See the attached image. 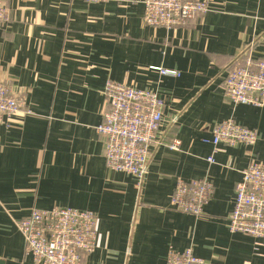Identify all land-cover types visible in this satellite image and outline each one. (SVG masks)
Masks as SVG:
<instances>
[{"label":"crops","instance_id":"obj_1","mask_svg":"<svg viewBox=\"0 0 264 264\" xmlns=\"http://www.w3.org/2000/svg\"><path fill=\"white\" fill-rule=\"evenodd\" d=\"M210 2L205 15L169 29L145 22V0H7L0 78L30 113L0 124V263L39 264L16 222L62 206L95 213L96 246L83 264H166L170 249L188 248L215 264H264V241L228 226L243 170L252 155L264 161V106H234L224 90L243 46L255 41L264 57V0ZM108 80L166 102L141 189L106 164L97 127ZM229 118L255 128L257 142L205 141ZM204 178L214 185L204 213L176 210L178 180Z\"/></svg>","mask_w":264,"mask_h":264},{"label":"built area","instance_id":"obj_2","mask_svg":"<svg viewBox=\"0 0 264 264\" xmlns=\"http://www.w3.org/2000/svg\"><path fill=\"white\" fill-rule=\"evenodd\" d=\"M101 1V0H87ZM210 0H145L144 20L154 27L176 28L190 19L209 12ZM7 0H0V29L11 22ZM255 41L241 49L224 79L226 96L233 105L264 106V57L256 56ZM163 75L177 76L179 72L160 68ZM107 107L103 121L97 127L105 142V159L110 169L136 176L141 189L148 171L151 147L159 143L166 102L155 91L108 80L105 87ZM30 113L23 97L11 84L0 78V124L22 121ZM211 140L215 149L219 144L254 145L258 131L238 123L233 118L213 127ZM181 141L170 144L180 149ZM208 160L214 162L213 156ZM214 192L207 178L178 180L172 197L173 207L196 216L204 213ZM24 236L26 251L39 264H83L97 241L95 213L73 207L54 206L34 208L30 216L16 222ZM231 232L244 233L264 241V161L252 155L243 170V179L236 185L234 207L229 215ZM166 264H215L196 255L191 248L170 249Z\"/></svg>","mask_w":264,"mask_h":264},{"label":"rangeland","instance_id":"obj_3","mask_svg":"<svg viewBox=\"0 0 264 264\" xmlns=\"http://www.w3.org/2000/svg\"><path fill=\"white\" fill-rule=\"evenodd\" d=\"M10 8V7H9ZM10 10H11V8H10ZM193 19V18H192Z\"/></svg>","mask_w":264,"mask_h":264},{"label":"water","instance_id":"obj_4","mask_svg":"<svg viewBox=\"0 0 264 264\" xmlns=\"http://www.w3.org/2000/svg\"><path fill=\"white\" fill-rule=\"evenodd\" d=\"M0 264H2V263H0Z\"/></svg>","mask_w":264,"mask_h":264}]
</instances>
